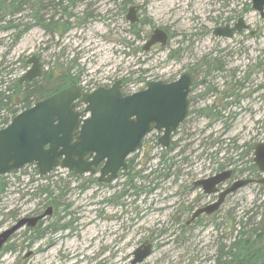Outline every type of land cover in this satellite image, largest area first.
I'll use <instances>...</instances> for the list:
<instances>
[{
	"label": "rangeland",
	"instance_id": "obj_1",
	"mask_svg": "<svg viewBox=\"0 0 264 264\" xmlns=\"http://www.w3.org/2000/svg\"><path fill=\"white\" fill-rule=\"evenodd\" d=\"M122 1L79 0L68 9L75 17L70 19L72 26L65 34L55 31L49 35L44 28L33 26L14 42L13 30L0 29V68H6L2 79L8 85L22 77L28 66H23L21 60L34 53L42 55L46 70L57 66L64 74L70 68L81 84L90 88L129 79L124 89L131 92L143 88L147 80L173 81L185 71L192 72L194 101L175 137L183 142L166 154L174 163L171 174L168 178H157L158 174L142 177L155 170L163 152L159 134L154 132L144 139V147L130 156L133 181L121 172L113 183L100 186L91 181L96 175L74 177L62 168L41 180L35 165L6 175L8 186L0 192V232L15 222L11 214L23 217L46 210L45 195L36 188L47 181L67 183L68 191L64 203L42 228L49 223L72 226L50 230L34 240L29 239L30 233L20 230L7 244L15 248L0 253V264H131L134 251L147 239L153 244V252L139 264H215L220 246L232 242L240 229L251 228L250 223L261 217L264 186L254 183L229 195L215 215L202 217L199 225L187 226L188 215L181 218L179 208L192 205L196 196L190 193L184 201L177 194L179 182L185 184L176 182L174 173L176 168L184 167L188 175L183 179L193 181L212 174L221 165L237 170L251 166L253 152H243L264 141V89L253 94L256 84L264 85V72H257L255 80L250 79L237 91L248 95L237 104L236 96L226 100L223 91L243 75L240 71L252 73L256 63H264V19L252 10L251 0H133L128 8L133 3L142 4L140 17L153 23L143 26L142 40H135ZM224 1H228L229 8ZM224 8L244 10L251 29L259 28L258 35L248 31L233 39L213 35L219 25L215 19ZM86 12L94 17L82 22ZM29 14L19 16L22 23H31ZM155 27L169 29L172 39L164 49L158 46L147 55L140 48ZM124 39L135 40L132 47L123 43ZM178 49L180 56L169 58L171 51ZM227 53L231 54L226 69H235L237 75L230 78L228 72L215 69L206 74L208 68L203 66V60L217 59L222 67ZM209 86L217 87L218 94L207 92ZM203 94L207 96L201 100ZM213 104L220 117L210 118L199 112ZM7 116L0 111V128ZM164 169L161 172L167 171ZM246 176L249 173L242 178ZM32 177L35 184L30 182ZM84 182L87 187L83 189L80 185ZM52 188L57 189L55 185Z\"/></svg>",
	"mask_w": 264,
	"mask_h": 264
},
{
	"label": "water",
	"instance_id": "obj_2",
	"mask_svg": "<svg viewBox=\"0 0 264 264\" xmlns=\"http://www.w3.org/2000/svg\"><path fill=\"white\" fill-rule=\"evenodd\" d=\"M252 2L254 9L264 16V0ZM242 23L241 18L240 24L217 27L214 33L232 37L236 30L247 27ZM167 41V32L156 28L145 49L157 42L166 45ZM28 64L31 67L20 82L41 76L42 64L38 56H32ZM191 85V75L186 72L174 82L150 81L146 88L132 94H125L118 80L111 87L102 86L92 92L71 85L43 98L0 129V177L35 164L41 176L60 167L74 174L97 173L99 181L111 183L121 170H127L128 157L140 149L145 136L154 129L163 131L160 143L169 146L172 134L187 116ZM79 100L85 105L83 110L76 108ZM254 160L264 173V142L257 145ZM231 174L228 170L210 180L196 182V185H210L207 192H217L216 186L229 179ZM254 182L264 184V174L258 180L235 181L216 202L197 210L194 217L204 212L214 213L227 194ZM49 214H52V208L41 215L22 218L4 230L0 233V250L26 223L35 226ZM151 248L149 241L139 246L131 264L141 263L151 254Z\"/></svg>",
	"mask_w": 264,
	"mask_h": 264
},
{
	"label": "trees",
	"instance_id": "obj_3",
	"mask_svg": "<svg viewBox=\"0 0 264 264\" xmlns=\"http://www.w3.org/2000/svg\"><path fill=\"white\" fill-rule=\"evenodd\" d=\"M52 7V3L49 4ZM62 5V10L68 16L66 25L62 27L64 31H69L71 29L70 19L73 17V13L69 11V8H74L75 0H68L67 5H63V2L57 3ZM46 5L42 0H0V29L11 31L13 30L14 42H17L20 37H22L28 30H30L34 24L32 23H22L21 18L19 17L24 12H29V18H36L37 22L35 24L40 25L44 29H48L49 26L60 29L59 24L53 22L46 23L44 20L43 11L46 10ZM55 7V4H54ZM45 8V9H44ZM42 18V20H41ZM86 20L85 17L83 21ZM181 54V49L171 51L169 58H177ZM23 66H26L25 60H21ZM203 66H207L210 69H222L219 60L214 59L209 61L207 59L203 60ZM57 67V66H56ZM56 67H52L50 70L46 71L45 75L40 79L28 82H20L19 79H16L12 83L6 85L2 75L4 74L6 68H0V111H4L8 114L7 117H3L4 126L7 125L10 119L15 116L19 111L24 110L32 106L36 101L45 98L52 93H55L59 89L73 85L79 84L80 77L71 73V69L64 74H60V71L56 70ZM129 79H125L124 83L128 82ZM19 106V107H17ZM17 108H20L18 110ZM201 113H205L204 110ZM213 113L210 112V115ZM251 151L253 147H250ZM172 149L169 148L168 151ZM249 150H246L243 154L248 153ZM167 152H163V156L160 161H158V166L155 167V170H152V173L149 175H141L143 179L158 174V177L168 178L171 174V168L173 162L166 157ZM222 166V165H221ZM134 165L130 163L129 169L123 174L127 175L131 181H133L135 175L131 174L133 171ZM165 168L166 172H161ZM240 173L244 174L247 171L250 173L259 171L256 164L252 162L251 166H246L243 169L239 170ZM139 174L138 172H135ZM71 174V173H70ZM69 174V175H70ZM136 174V175H137ZM36 175L41 180H47V177H40L39 172L36 169ZM74 177H79V175L71 174ZM62 181V180H61ZM92 182H97V178H92ZM31 184H35V179L31 178ZM60 181L49 182L37 186V191L40 194L45 195L46 205L54 206L55 210H58L62 203H64L63 198L67 194L68 185H59ZM55 185L57 189H53L52 186ZM8 184L5 182V176L0 178V192H4ZM133 187L135 185L132 184ZM81 188H86L87 183L84 182L80 185ZM58 190V193H56ZM37 194V193H35ZM262 212L260 213V219L252 224L251 228L240 229L232 242L229 244H222L218 250L215 264H264V198L262 199L260 205ZM66 208V207H65ZM43 223V222H42ZM42 223L37 227V236L36 238H42L45 234L47 228H42ZM70 223H67V227ZM54 227H58L56 224H52ZM63 226V225H62ZM12 249L11 247L6 248Z\"/></svg>",
	"mask_w": 264,
	"mask_h": 264
},
{
	"label": "flooded vegetation",
	"instance_id": "obj_4",
	"mask_svg": "<svg viewBox=\"0 0 264 264\" xmlns=\"http://www.w3.org/2000/svg\"><path fill=\"white\" fill-rule=\"evenodd\" d=\"M44 3H45V5H46V12L47 13H44V11H43V16H44V20L46 19V23H50V22H53V23H55V24H59L60 25V29H57V28H54V27H52V26H49V28L48 29H45L48 33H49V35H51L52 33H55V31L56 32H59V33H61V34H65L67 31H64V29L62 28V27H64V25H66V21H67V19H68V16H67V14L65 13V11L64 10H62V8H61V6L62 5H58L57 6V3H59V2H63V5H67V3H68V0H42ZM79 0H75V5L77 4V2H78ZM132 1L133 0H123L122 1V10L125 12L126 10H127V12H126V15H125V18H126V21L129 23V29H130V32H131V34L133 35V37H134V39L136 40V39H138V40H142L143 39V26H145V25H151V24H153L151 21H150V19H148V18H144V19H142V17H140V12H141V10H142V8H143V5L142 4H136V3H133L129 8H128V5L130 4V3H132ZM227 2L228 1H224V6H226L227 8H229L228 7V5H227ZM251 2H252V0H251ZM50 3H52V7L49 5ZM54 4H55V7H54ZM75 7V6H74ZM44 8V9H45ZM227 8H224L223 9V12H221L220 13V16H218L217 18H219V19H215L218 23H219V25L218 26H216L214 29H213V35H215V33H214V30L217 28V27H221V28H225L226 26H230V27H233V26H235V25H237V24H240V19L242 18L243 19V23L242 24H244V25H246L247 27L246 28H243V29H241V30H236L235 32H234V34H233V36L232 37H228V36H225V35H221V36H218V35H215V36H217V37H221V38H224V39H233L234 37H236V36H242L243 35V33H245V32H249L250 33V35H258V33H259V28L258 29H256V31L255 30H252L251 29V25L247 22V20H246V17H247V14H246V12H244V10H237V11H235V10H232V9H230V10H226ZM252 10L253 11H255V12H257L259 15H260V17H262L263 19H264V16L262 15V13L260 12V11H258V10H256V9H254V7H253V2H252ZM234 13V14H233ZM75 17V15L73 14V17L72 18H74ZM84 17H85V19L86 20H84L83 21V19H84ZM94 16H93V14L92 13H90V12H86V13H84V16H83V18H82V22H87V20H89L90 18H93ZM71 18V19H72ZM41 20H42V18H41ZM37 22V20H36V18H31V23L32 24H34V26H38V27H41L40 25H37V24H35ZM71 22V21H70ZM72 25V24H71ZM156 28H161V29H163L165 32H167V34H168V41H167V43H166V45H162V43L161 42H157L155 45H153V46H151L148 50L147 49H145V46L147 45V43L150 41V39H151V36L153 35V33H154V30L156 29ZM118 29H119V27H118ZM133 39V40H134ZM172 39V37H171V34L169 33V29H166V28H162V27H155L153 30H152V32L150 33V34H148L147 36H146V39H145V43H144V45L142 46V48H140V51L143 53V52H145V53H147V55L154 49V48H156V47H158V46H161L162 47V49H164L163 47H166L167 46V44L169 43V41ZM134 40V41H135ZM124 41H125V44L129 47V46H131L132 47V44H133V42L134 41H131V39H129V40H123V43H124ZM134 48V47H133ZM137 49L139 50V48L137 47ZM226 51H229V49H225V52ZM231 53H227L226 55H225V59H224V66H222V69H215V70H224V72H228L229 73V76L228 77H233L234 75H237V72L238 71H236L235 69H233V71H231V70H229V69H226L227 68V65H228V63H229V61H228V56L230 55ZM34 55H36V56H38V58H39V60H40V62H41V64H42V73H41V76L40 77H38V78H35V79H33V80H31V82L32 81H34V80H37V79H40L41 77H43L44 75H45V73H46V71H48V70H46L45 69V62L41 59V56L40 55H37V54H32V55H30L29 57H27L26 58V60H25V63H26V65L28 66V68H27V70L31 67V64H28V60L32 57V56H34ZM53 67H56V66H53ZM56 70L58 71V69H57V67H56ZM148 70V69H147ZM211 71L212 70H210V68H208L207 69V72H206V74H210L211 73ZM146 73V70H143V73ZM186 72H189L190 73V75H191V78H192V85H191V90H190V94H189V109H188V113H187V117L185 118V120L180 124V126L188 119V117H189V112H190V106H191V104L193 103V99H192V92L194 91L193 89H194V75H193V73L192 72H190V71H185L184 73H186ZM240 72H243V75L241 76V77H239V79L237 80L236 79V77H235V83L231 86V88L229 87L228 89H226L225 91H223V94H224V96H225V99L226 100H228V99H232L234 96H236L237 98H236V101H235V104H237V103H239V102H241L246 96L248 97V95H246V93L245 94H243V93H237V91H241L243 88H244V86H245V84L246 83H248V81L251 79V80H255L254 78L256 77V75H257V72H264V63L262 62V61H259L258 63H256V65H255V68H252V70H251V72L252 73H250V72H248V71H240ZM183 73V74H184ZM182 74V75H183ZM181 75V76H182ZM181 76L179 77V78H181ZM144 78V77H143ZM178 78V79H179ZM178 79H176V80H173V81H171V80H163V81H165V82H174V81H177ZM145 80V79H144ZM145 83L146 82H149L148 80L147 81H144ZM206 82V80L205 81H203V83H205ZM254 83V82H253ZM121 84H122V86H123V89H124V87H125V84H124V80H121ZM227 85L229 84V83H226ZM79 85H80V87H81V90H83V91H91V90H93V89H96L97 87H99V86H106V87H108V86H110V85H99V86H94V87H91L90 88V86L89 85H82L81 84V82H79ZM145 85H147V83L145 84ZM66 87H68V86H66ZM66 87H63V88H61V89H64V88H66ZM255 89H254V91H253V94H258V92L261 90V89H264V85H260V84H256L255 85V87H254ZM61 89H59V90H61ZM58 90V91H59ZM125 90V89H124ZM126 92H128L127 90H125ZM57 92V91H56ZM207 92H212V93H216V95L218 94V92H217V87H211V86H209L208 87V91ZM52 94H54V93H52ZM206 94L204 95H201V100H203V99H205L206 98ZM262 97H264V95H262ZM259 99V97L256 99V100H258ZM228 104H229V102H228ZM83 105L81 104V102L80 101H77V107H82ZM217 105H215V104H213V105H211V106H209V108L208 109H202V110H204L205 111V113H201V111L202 110H200L199 112L201 113V114H203V115H205V116H208V117H210V118H212V117H220V111H218L217 113H215L214 111H217ZM210 112H212L213 114L212 115H210ZM219 115V116H218ZM180 126L178 127V129H177V131L176 132H174V134L172 135V138H171V141H170V144H169V146L166 148V147H164L161 143H160V138H161V135H162V133H163V131L162 130H154V131H152L151 133H154V132H156L157 134H159V144H161L162 145V147H163V152L164 151H166L167 153L168 152H170V151H172L174 148H178L179 146H180V144L183 142V140L182 139H176L175 140V137H176V135L178 134L177 132H180ZM229 127V126H228ZM151 133H149V134H151ZM148 134V135H149ZM147 135V136H148ZM146 136V137H147ZM263 142V141H262ZM260 143V142H259ZM259 143H257L256 145H252V146H250V147H253V150L251 151L250 149V147L249 148H247L246 150H249V151H251V152H253V156L255 157V150H256V147H257V145L259 144ZM143 147H144V141H143ZM172 147V149L170 150V151H168L169 150V148H171ZM237 148H239V146H236ZM163 152H162V154H161V156L159 157V159H158V161H160V159H161V157L163 156ZM244 153V152H243ZM254 157H253V160H252V162L254 163V164H256V162H255V160H254ZM158 161H157V164H156V166H158ZM130 163H132L133 165H134V163H133V159H130L129 158V160H128V167L130 166ZM257 165V164H256ZM246 167V166H245ZM257 167H258V170L259 171H255V172H252V173H250L249 171H247V173H249V175L250 176H246L245 178H242L243 177V175H245V173L244 174H242V173H240V171L239 170H237V169H235V168H228V167H226L225 165H222V166H220V167H218L212 174H209V175H207V176H204V177H201V178H197V179H194L193 181H191V179H186V180H184L183 178H185L187 175H188V173H186L185 171H186V168H184V167H180V168H176V170H175V177H176V182H179V180L180 181H182L181 183H184L185 185H183V184H180V182H179V185H178V187H180V189H178V191H177V194H179V196L180 197H183V199H184V201L186 200V198L188 197V195L190 194V193H192V194H195V201H191L192 202V205H189V206H187V207H185V206H181L180 208H179V214L181 215V218L183 217V215H188V219H187V226H191V225H199L201 222H200V219L202 218V217H209V216H211V215H215L221 208H222V206H223V204L225 203V201H226V199H227V197L229 196V195H231V194H233L234 192H232V193H230V194H227V196H226V198H225V201L222 203V205L220 206V208L217 210V211H215L214 213H212V214H208V213H206V212H204V213H202V214H200V215H198V216H196V217H194V214H195V212L197 211V210H199V209H201V208H204V207H206V206H208V205H211V204H213L214 202H216L218 199H219V196H220V194L222 193V192H224L225 190H227L228 188H230L232 185H233V183L235 182V181H237V180H242V179H253V180H258L259 179V174H260V169H259V166L257 165ZM243 169V168H242ZM228 170H231L232 171V174H231V177L229 178V179H227L226 181H224V182H222V183H220V184H218L217 186H216V189H218L217 190V192H213V193H209V192H207L209 189H211V187H210V185H207V186H205V185H203V184H200V185H196V182H201V181H203V180H206V179H211L213 176H216V175H219V174H222L223 172H225V171H228ZM192 172L193 171H190V173L192 174ZM192 176H193V174H192ZM162 178H165V177H162ZM187 178V177H186ZM95 183H99V185L100 186H105V185H108V184H111V183H113V182H111V183H106V182H101V181H99V180H97V182H95ZM255 183V182H254ZM254 183H252V184H254ZM255 184H258V183H255ZM241 189V188H240ZM239 190V189H238ZM238 190H236V191H238ZM235 191V192H236ZM49 208H52V214H49V215H47L45 218H43V219H40L39 221H38V223L35 225V226H30V225H28L27 223L22 227V228H20L19 230H17L15 233H13L11 236H10V238L7 240V242L5 243V245L1 248V250H0V253H2V251H7V250H9V249H7L6 250V248H8V247H11L12 249L11 250H13V248H15V246L14 245H7L9 242H10V240L12 239V237L17 233V232H19L20 230H22V229H24V233L25 234H27V233H30L31 235H30V237H29V239L30 240H34V239H37L36 238V234H37V232H36V230H37V227H39V225L43 222L44 223V221L45 220H47L49 217H51L53 214H56L55 213V208H54V206H52V205H47V208H46V210L44 211V212H35V213H33L32 215H26V216H23V217H18V215L16 216L15 214H11V217H15V222L10 226V227H12L14 224H16L20 219H22V218H27V217H35V216H38V215H41V214H43V213H45ZM61 219V218H60ZM43 223H42V226H43ZM52 224H56L57 225V223H49L45 228H47L48 226H49V228H47L46 229V231H45V234L48 232V231H57L58 229H66V228H70L72 225H71V223L67 226V227H65L66 226V224L67 223H65V224H63V226L62 225H57L58 227L56 228V227H54ZM9 227V228H10ZM9 228H6V229H9ZM5 229V230H6ZM4 231V230H3ZM2 231V232H3ZM2 232H0V233H2ZM44 234V235H45ZM36 235V236H35ZM146 241H149L150 243H151V241L149 240V239H147ZM146 241H144L141 245H143ZM152 244V243H151ZM140 245V246H141ZM7 246V247H6ZM136 251V250H135ZM134 251V252H135ZM152 252H153V244H152V248H151V254H152ZM150 254V255H151ZM149 255V256H150ZM133 256H134V253H133ZM148 256V257H149ZM148 257H146L145 259H147ZM134 259V258H133ZM132 259V260H133ZM144 259V260H145ZM143 260V261H144ZM142 261V262H143ZM141 262V263H142ZM131 263H132V261H131ZM139 264V263H138Z\"/></svg>",
	"mask_w": 264,
	"mask_h": 264
}]
</instances>
